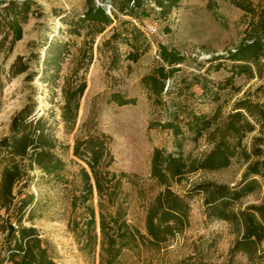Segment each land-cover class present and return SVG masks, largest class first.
<instances>
[{
  "label": "rangeland",
  "instance_id": "rangeland-1",
  "mask_svg": "<svg viewBox=\"0 0 264 264\" xmlns=\"http://www.w3.org/2000/svg\"><path fill=\"white\" fill-rule=\"evenodd\" d=\"M31 1L29 19L23 23V38L11 50L10 39L0 47V140L10 133L12 117L26 104L35 102L36 113L46 116L53 152L65 162V179L37 178L22 189L15 203L25 194L36 196L34 216L30 219L26 214L23 226L36 228L58 264H100L101 209L97 189L94 188L87 201L96 213L93 233L97 234V242L93 249L85 247L87 205H79V199L76 208L72 205L73 196L81 192V168H89L75 154L76 144L92 136L105 135L103 139L110 154L106 160L111 161L108 168L117 172L120 181L116 200L126 207L127 222L145 233L147 210L165 190V186L151 176L154 150L160 148L166 155H182L188 161L201 159L213 144L206 135L195 140L194 134L185 133L188 114L213 115L218 110L219 115L213 122L219 126L239 100L264 103V57L258 65L251 63V74L238 73L240 68H234V65L242 62L228 57L240 43L249 41L254 12L264 8V0H183L166 15L160 14L158 8L151 9L153 6H149L150 13L140 20L121 15V20L132 22L124 23L123 29L136 25L142 30L140 57L137 60L127 58L130 45L122 39L114 40L111 45L118 46L114 63L111 45L102 44L111 36L112 26L96 36L93 60L84 72L86 90L73 125L67 124L61 116V87L52 89L41 80L39 71L47 43L69 40L70 48L63 55L59 84H63L70 74L72 56L83 38L69 35L62 17L68 13L73 16L83 14L86 0ZM95 2L105 5L107 10L113 4L112 0ZM244 6L255 11H246ZM159 44L176 50L184 62L176 65L180 69L165 79L168 93L155 99L149 94L144 78L163 64ZM34 54L39 55L29 64L30 72H37L34 79L29 73L11 75L10 66L16 57L23 56L28 60ZM120 100L126 103L121 104ZM170 121L180 125L185 134L180 135L183 138L181 147L175 141L174 131L166 127ZM258 131L259 126L243 135L244 147H250ZM247 166V161L237 156L230 165L219 170H186L172 179L171 190L188 204L187 224L160 245H146L140 241L135 247L126 248L120 258L122 264H178L190 256L201 260V264H227L236 233L228 222L208 219L204 193L197 186L204 182L236 185L242 180ZM36 172L33 174H40ZM260 180L262 186L236 201L233 208H244L264 199V180ZM6 218V210L1 209L0 257L7 253L8 231L3 229L7 225ZM247 261L242 254L234 258V264H247Z\"/></svg>",
  "mask_w": 264,
  "mask_h": 264
},
{
  "label": "trees",
  "instance_id": "trees-1",
  "mask_svg": "<svg viewBox=\"0 0 264 264\" xmlns=\"http://www.w3.org/2000/svg\"><path fill=\"white\" fill-rule=\"evenodd\" d=\"M109 10L95 0H86L83 14H66L62 17L67 25L69 35L81 36V45L73 54L71 72L65 77L63 84H59L60 68L63 55L69 50V40H52L47 43L45 56L42 58L40 78L52 89L60 86L62 103L60 104L63 121L69 125L76 122L80 99L86 90L84 72L88 69L94 56L96 36L112 26L111 36L102 44L111 45L114 40L122 39L130 45L131 50L127 58L137 60L140 57V33L142 30L133 25L131 29L122 28L129 20H121V15L135 19L146 17L151 9H159V13L166 15L177 7L183 0H112ZM31 0H0V47L10 39L9 49L23 38V23L29 19L32 7ZM6 4L5 6H2ZM154 4V5H152ZM249 12L253 8L244 6ZM253 30L249 41H244L228 55L233 61L242 62L234 65L239 67L238 73L251 74L252 64H257L264 57V8L254 12ZM117 22V23H116ZM116 23V24H115ZM3 28V30H2ZM101 48V45H100ZM112 61H117L118 46L111 45ZM159 55L163 64L157 66L153 73L144 78L149 94L155 99L162 98L168 93L165 89V79L170 78L179 70L184 58L176 50L159 44ZM39 57L18 56L10 66L12 76L29 73L34 79L36 71L30 72V62ZM247 62V63H246ZM250 62V63H249ZM252 63V64H251ZM169 67V68H167ZM264 91V90H263ZM120 103H126L120 100ZM227 119L221 125H215L213 120L219 115L217 110L210 114H188L185 122V133L194 134L197 140L206 135L212 148L201 159L185 160L182 155L165 154L160 148L154 150L152 156L151 176L159 184L165 186L156 199L150 204L145 218V233L126 219V207L116 200V190L120 181L117 172L108 167L111 163L106 160L110 156L105 145L104 134L92 136L75 146V154L82 158L89 168H81V192L74 195L72 205L86 206L94 188L100 196V229L101 253L100 264H122L120 258L126 248H133L144 243L146 245H160L169 236L181 231L187 224L188 204L177 193L171 190L172 179L184 174L186 170H219L230 165L232 159L240 156L247 163V171L242 180L236 185L204 182L197 188L204 193L205 213L210 220L228 222L236 233V238L229 251L227 264H234L237 254L247 258V264H264V199L260 203L247 205L244 208H233L236 201L259 189L264 180V103H252L241 99L234 105ZM46 116L36 113V103L31 102L21 108L10 123L9 134L0 140V210H6L7 253L0 257V264H58L43 244L35 227L23 226L26 214L32 219L37 198L34 194H25L18 203L15 199L27 188L30 182L48 177L55 181H63L65 162L53 152L54 144L46 128ZM259 131L253 137L250 147L243 146V135L248 132ZM167 128L174 131L177 145L182 146L180 135L185 136L182 127L168 122ZM83 147V148H81ZM254 157V160L251 158ZM112 158V157H111ZM39 171L40 174H33ZM37 173V172H36ZM110 207H113L111 210ZM85 218V247L93 249L97 242V234L93 233L96 225L95 209L86 206ZM14 218V222L12 221ZM178 264H201L195 257L183 259Z\"/></svg>",
  "mask_w": 264,
  "mask_h": 264
}]
</instances>
